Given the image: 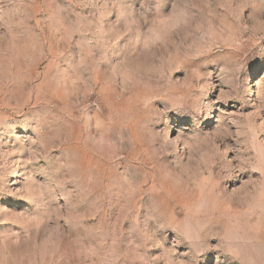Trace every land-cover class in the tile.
<instances>
[{"label":"rangeland","instance_id":"374dc122","mask_svg":"<svg viewBox=\"0 0 264 264\" xmlns=\"http://www.w3.org/2000/svg\"><path fill=\"white\" fill-rule=\"evenodd\" d=\"M0 264H264V0H0Z\"/></svg>","mask_w":264,"mask_h":264},{"label":"clouds","instance_id":"9594fccd","mask_svg":"<svg viewBox=\"0 0 264 264\" xmlns=\"http://www.w3.org/2000/svg\"><path fill=\"white\" fill-rule=\"evenodd\" d=\"M162 2H163V0H158V3H162ZM195 55H199V53H197V54H195ZM211 63H213L212 58H210V57H209V58H206L205 67H207V65H208V64H211ZM207 75H208L209 77L212 76V71H211L210 69L208 70ZM204 86H205L204 84H200V85H199L200 88H203ZM160 103L164 105L165 115L167 114L168 111H172V109L167 108V105H166L163 101H160ZM180 115H185V114L181 113ZM164 123H167V122L165 121ZM172 131H173V130H172ZM169 143H173V142H169ZM176 145H181V146H182V145H183V141H175V142L173 143V148H175Z\"/></svg>","mask_w":264,"mask_h":264}]
</instances>
